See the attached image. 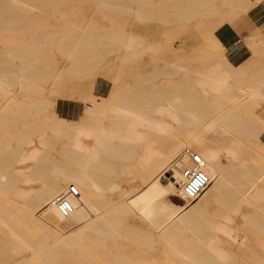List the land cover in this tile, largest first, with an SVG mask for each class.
<instances>
[{"label": "rangeland", "instance_id": "rangeland-1", "mask_svg": "<svg viewBox=\"0 0 264 264\" xmlns=\"http://www.w3.org/2000/svg\"><path fill=\"white\" fill-rule=\"evenodd\" d=\"M28 1L0 0V264H264L259 239L250 240L254 253L243 257L228 246L230 255L216 254L212 239L202 235L167 241L164 232L189 223L197 204L159 199L183 198L182 168L190 164L186 147L202 155L215 181L205 133L234 132L237 119L231 127L227 119L240 101L209 98L213 91L228 92L234 76L219 61L187 80L181 69L190 64L176 58L174 44L191 28L201 35L204 24L226 23L239 10L264 7V0ZM181 74L184 83L200 87L193 95L188 87H176ZM260 86L258 80L243 93L259 96ZM195 92L203 106L194 101ZM102 95L108 121L121 124L122 138H89L88 145L81 138H34L51 121L90 108L96 110L87 118L98 119ZM208 99L207 116L200 119ZM190 126L201 130L179 139L180 130ZM251 127L260 135L259 125ZM148 146L162 158L155 174L146 176L130 201L117 202V185L108 183L109 203L101 208V150L110 171L117 147L140 152ZM74 153L80 155L79 169ZM118 172L121 180L138 176L131 162H120ZM70 184L81 195L72 198L74 211L65 216L52 200ZM126 211L134 216L122 218ZM128 226L138 229L124 230ZM211 227L227 237L237 234L231 224Z\"/></svg>", "mask_w": 264, "mask_h": 264}, {"label": "crops", "instance_id": "crops-1", "mask_svg": "<svg viewBox=\"0 0 264 264\" xmlns=\"http://www.w3.org/2000/svg\"><path fill=\"white\" fill-rule=\"evenodd\" d=\"M28 3L34 5L33 0H29ZM42 4L43 1L38 5L42 6ZM237 13L236 17L226 23L204 24L201 30L205 33L201 35L194 33L200 31L198 28H191L186 37L174 44L175 50L179 48L178 51L176 50L179 54L176 58L180 59L181 63L190 64L187 69H181L182 73L184 71L188 73L187 80L190 81L196 71L207 68L208 64H212L214 69V63L219 61L222 63L220 69H230L234 76L229 82L228 92L213 91L209 98L216 97L226 103L229 102L230 97H239L240 101L235 104L233 110L230 108L232 112L227 119L230 127L232 125L230 121L237 119L234 123V132L226 130L224 133H229L223 136H220V132H203L207 134L205 139L213 148L205 151L206 158L218 172V177L195 202L197 210L189 223L182 225L179 229L164 232V237L170 241L202 235L205 239H212L210 248L216 254L230 255L231 252L225 250L228 246L237 255L243 257L254 253L251 251L253 247L250 240L259 239L260 243L264 244V227L262 226L264 224V7L253 6L247 10H239ZM179 77L177 88L187 89L185 87H188L191 95H193L192 89L197 91L200 88L184 83L186 81L182 74ZM258 80L261 84L259 96H246L243 88L253 86ZM147 91L149 92L150 89L147 88ZM201 96L195 92L194 101L203 106L205 102ZM102 100L103 95L99 101L98 119L87 118L93 117L92 111L96 110V108H90L81 114L76 113L73 117L51 121L49 125H46L47 129L34 138H81L86 145L91 143L89 138H122L119 130L121 124L108 121L111 115ZM206 103V107L201 108V114L198 116L200 119L203 115L207 116V112L204 113V111L209 108V99ZM214 104L215 102L212 104V109ZM86 111H91L92 114H87ZM238 123L241 125L236 127ZM253 124L259 125L260 135L257 134V128L251 127ZM200 130L201 127L194 126L185 130L181 129L179 137L182 138L179 139L190 137L193 131ZM103 153L101 150L99 171L101 208L109 203L108 183L115 182L117 185L116 193H114L117 202L130 201L134 198L135 188L145 183L146 176L155 174L157 161L162 159L149 146L140 152L122 150L117 147L116 163L110 166L109 171L107 156ZM103 155L105 156L104 165ZM164 159L167 160L165 156ZM73 160L75 169H79L80 155L74 153ZM126 161L137 167V179L132 181L127 178L119 179L118 165L120 162L127 163ZM159 199L162 201L171 199L180 204L184 203L182 198L177 200L173 196L167 197V194ZM170 205L174 204L170 203ZM121 216L122 218L133 217L134 213L126 211ZM122 218H118L119 224ZM216 223H219V226L221 223L231 224L237 230V234L233 233L232 237H227L217 233L220 229L211 227V224ZM137 229L138 227L133 226L124 227L126 231ZM185 230L188 233H185ZM190 231L197 233L193 234ZM256 243L258 245V241Z\"/></svg>", "mask_w": 264, "mask_h": 264}, {"label": "built area", "instance_id": "built-area-1", "mask_svg": "<svg viewBox=\"0 0 264 264\" xmlns=\"http://www.w3.org/2000/svg\"><path fill=\"white\" fill-rule=\"evenodd\" d=\"M184 156L189 159L190 164L182 168L180 186L182 188L183 200L194 202L209 188L213 180L204 168L202 155L190 147L184 149ZM169 176H174V170H168ZM81 195L80 189L75 184H70L65 190L55 195L52 202L57 206L60 212L69 216L74 211L72 198H78Z\"/></svg>", "mask_w": 264, "mask_h": 264}, {"label": "bare ground", "instance_id": "bare-ground-1", "mask_svg": "<svg viewBox=\"0 0 264 264\" xmlns=\"http://www.w3.org/2000/svg\"><path fill=\"white\" fill-rule=\"evenodd\" d=\"M11 54H12V53H11ZM28 59H29V58H28ZM21 69H22V68H21ZM41 70H42V69H41ZM41 70H40V71H41ZM40 74H41V73H40ZM40 78H41V77H40ZM40 81H41V80H40ZM194 85H195V84H194ZM189 96H190V95H189ZM132 112H133V111H132ZM135 112H136V111H135ZM161 112H162V111H161ZM152 121H153V120H152ZM186 148H187V147H186ZM190 148H191V147H190ZM192 149H193V148H192ZM193 150H194V149H193ZM183 155H184V154H183ZM186 158H187V157H186ZM7 164H8V163H7ZM210 177H211V176H210ZM211 179H212V178H211ZM205 192H206V191H205ZM205 192H204V193H205ZM204 193H203V194H204ZM203 194H202V195H203ZM26 195H27V194H26ZM182 195H183V193H182ZM201 197H202V196H201ZM201 197H200V198H201ZM197 200H198V199H197ZM197 200H195L194 202H196ZM187 202H188V203H191V204L194 203V202H190L189 200H187ZM178 224H179V223H178ZM173 228H174V226H173Z\"/></svg>", "mask_w": 264, "mask_h": 264}]
</instances>
